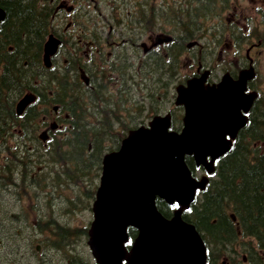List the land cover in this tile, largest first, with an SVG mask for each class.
<instances>
[{"label": "trees", "instance_id": "16d2710c", "mask_svg": "<svg viewBox=\"0 0 264 264\" xmlns=\"http://www.w3.org/2000/svg\"><path fill=\"white\" fill-rule=\"evenodd\" d=\"M38 1L0 0L7 11L0 24V143L8 142L14 127L22 128V134L16 137L19 146L16 162H20L17 165L20 169L10 159L7 168L13 174L31 177L27 189L17 187L21 195L26 192V197L35 199L40 180L32 178L34 173L46 174L42 181L46 192L49 185V192L42 206H35L24 217L0 207V248L7 234L16 239L7 245L15 257H20L26 244V264H34L31 258L38 255L34 243L41 244L40 254L47 258L44 264H92L86 245L88 225H78L77 216L91 207L104 154L117 149L127 131L135 126L132 123L136 119L130 117L137 114L140 119L145 118L146 101H151L161 89L150 82L153 78L156 83L167 78L166 63L161 58L152 68L155 56H150L139 70L109 63L106 66H110L111 76L98 66H93L91 75L90 63L73 50L70 57L65 56L68 63L57 61L46 68L42 54L49 24ZM147 1L151 4L149 14H143L145 17L155 21L165 18L166 7L156 4V0ZM229 1L188 3L186 11L183 7H171L179 15L186 13L189 24L207 20L216 12L221 14ZM139 8L143 10V6ZM171 56L173 66L174 55ZM82 74L89 77V86L82 80ZM137 75L139 82H134ZM27 92L35 93L37 100L18 116L16 102ZM53 105H58L60 113L68 117H60L63 129L57 136H50L46 148L36 147L35 144L43 143L39 137L33 140L31 132L37 130L34 125L41 113ZM187 162L194 171L193 160L188 158ZM157 206L166 217L173 214V207L164 201L158 200ZM183 217L202 234L208 247L207 264H220L226 254L232 258L231 264H264V98L257 99L247 127L219 162L207 189ZM2 220L7 227L3 228ZM23 227L29 233L26 241L25 237L19 239ZM240 232L242 237L254 241L243 243L246 262L242 258L237 261L234 251ZM129 233L131 238L137 234L135 229ZM40 235L44 237L39 239Z\"/></svg>", "mask_w": 264, "mask_h": 264}, {"label": "water", "instance_id": "95a60500", "mask_svg": "<svg viewBox=\"0 0 264 264\" xmlns=\"http://www.w3.org/2000/svg\"><path fill=\"white\" fill-rule=\"evenodd\" d=\"M4 18L0 7V22ZM57 48L54 39L46 43L47 65ZM246 81L225 76L218 87L207 88L203 78L190 81L187 88L178 89L177 104L186 109L181 134L169 132L170 116H157L149 127L131 131L119 151L104 157L88 231L98 264H206V246L182 215L208 179L197 180L185 159L192 156L196 166L214 172V162L230 151L232 140L247 125L256 94L245 93ZM33 100L32 95L24 96L18 114ZM158 198L178 205L171 219L159 212ZM129 227L138 230L130 250Z\"/></svg>", "mask_w": 264, "mask_h": 264}, {"label": "rangeland", "instance_id": "374dc122", "mask_svg": "<svg viewBox=\"0 0 264 264\" xmlns=\"http://www.w3.org/2000/svg\"><path fill=\"white\" fill-rule=\"evenodd\" d=\"M233 8H230L228 12L225 13L220 19L219 22H217V28L220 29L219 26L226 29V37H220V39H223L222 42L216 46L213 45V43L209 44L210 50L212 47L215 49L213 50L212 57L210 56L211 60V66H214V71L217 73H222L224 69H229L230 65L233 69L239 67L241 65V60L239 58H236V56L244 57L246 47L240 48V50L236 53L235 48H233L234 39L232 37V30H235L236 33L244 32L246 34V27L252 28L255 30L263 39H264V0H233ZM228 18L229 21L222 19ZM239 20L240 24L236 25L237 28L233 27L234 21ZM219 23V24H218ZM211 26V22L207 24V27ZM214 30L211 29V33ZM222 33V32H221ZM219 36V33L216 35ZM212 41H214V38L212 37ZM207 42H210L209 38L207 39ZM201 47H195L194 49L190 50L187 53V62L185 66L183 67L182 71L180 72L179 80H184L186 77L192 76L193 73L196 71L198 62L202 61L201 59V53L204 49V46L202 42H200ZM222 51L223 59L219 60V52ZM261 50H256V54L260 52ZM211 55V54H210ZM194 56L198 57V60H196L195 63H193L190 58H193ZM261 64L259 66V72L261 74L260 80H261V90L262 93H264V52L261 56ZM59 61H61V55L58 58ZM180 83L177 81V84ZM174 91V88H173ZM174 98H170L169 101L173 102L175 100V96L172 95ZM170 110V103L167 105V111ZM4 206L7 208L9 206V203L6 202ZM92 213L88 210L86 212L81 213L77 216L76 223L78 225L83 226L84 224H88L92 221ZM7 235V234H6ZM4 235V237L6 236ZM29 233L27 232V229L23 227V232L20 235V238L25 237L24 241L27 240V236ZM44 235H40L39 239H42ZM248 240V239H245ZM25 245V244H24ZM36 245H40V243H36ZM241 246L239 245L237 247V256L238 259L242 258V251H240ZM227 257L224 255V257H221V260L219 263L225 262Z\"/></svg>", "mask_w": 264, "mask_h": 264}, {"label": "flooded vegetation", "instance_id": "af4514ba", "mask_svg": "<svg viewBox=\"0 0 264 264\" xmlns=\"http://www.w3.org/2000/svg\"><path fill=\"white\" fill-rule=\"evenodd\" d=\"M52 1H54V3H55V0H52ZM70 1L71 0H58L57 3H58V6L60 9L69 10ZM83 1H85L86 3H90V2H102L103 0H83ZM66 7H67V9H65ZM86 20L90 24L87 26V28L90 29V31H91L92 27H94V26L91 27L92 23H94V22L96 24L101 23V18L98 16H88ZM167 27H168V29H167ZM198 33H199L198 29L192 30L190 32V34L186 31V29H183L181 34L178 36V38H180L182 40V44L180 45V53L178 50H175V52H174V60L176 62V65L174 66V71H176V72L180 71L181 72L183 67L185 66V64L187 62L188 47H187V45L185 47L184 39H186L188 36L193 37V38H198L200 36ZM161 35L170 36V37H172V39L174 38V34L172 33V30L170 29L169 25H166L165 29H163V32H161V30L159 32H157V30H154V29L150 30V32L144 37L146 39L147 43H150V45H149L150 51L163 50V49L167 48L168 44L173 41V40H171L170 42H165L163 44H160L159 41L162 39L160 37ZM256 35H259V34L256 32ZM235 38H236V36H235ZM262 42L263 41H262L261 37L259 39H256L254 42L250 41V44L247 45V47H246L244 57L241 56L240 54H239V56H236V58H239L241 60V65L239 67L233 69L230 65H228L229 69H224L223 73H221V72L216 73V77L214 79H211L210 76H211V72L214 71V66L209 65L206 67L202 62H200L198 64V67L196 68V71L193 73L192 77H195V76L199 77L204 72L210 71V76L208 78V82L210 81V79L212 80V82H219V80L221 79V75L225 74V73H230L233 76V78L237 79V78H240V75L246 74L247 70H249L251 68H254L256 71L258 66H260V64H261V61H262L261 56H262V53L264 52V46L262 45ZM259 49H261V51L256 54V50H259ZM221 59H223L222 51L219 52V60H221ZM169 61H170V54L167 51V62H169ZM169 67L171 70V66H169ZM168 79H169V77H168ZM256 79L257 78L255 76V79L253 78V79L248 81V91H256L257 90L258 85L256 83ZM19 179H20V182L18 185L19 188L21 186L27 185V183L25 181H23L24 180L23 178L19 177ZM9 180H10V178L7 177L6 180H0V181L8 184ZM18 191H19V189L16 187L12 190L7 191L5 193V195L10 201H12L14 199L15 195L18 193Z\"/></svg>", "mask_w": 264, "mask_h": 264}]
</instances>
